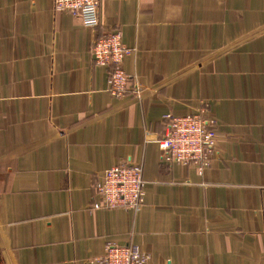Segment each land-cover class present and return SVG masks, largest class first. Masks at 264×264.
<instances>
[{"label": "crops", "instance_id": "crops-1", "mask_svg": "<svg viewBox=\"0 0 264 264\" xmlns=\"http://www.w3.org/2000/svg\"><path fill=\"white\" fill-rule=\"evenodd\" d=\"M100 26L54 0H0V264H264V0H101ZM122 29V71L153 91L116 99L90 66ZM204 108L208 166L163 164L166 116ZM144 168L140 210L94 209L104 173ZM93 211V212H90Z\"/></svg>", "mask_w": 264, "mask_h": 264}, {"label": "built area", "instance_id": "built-area-1", "mask_svg": "<svg viewBox=\"0 0 264 264\" xmlns=\"http://www.w3.org/2000/svg\"><path fill=\"white\" fill-rule=\"evenodd\" d=\"M101 0H54L56 10L74 15L76 22L96 29L100 26ZM130 54L125 44V34L118 30L98 37L92 48V60L87 63L110 76V92L116 99L126 96H141L153 89L138 78L125 74L121 66ZM228 124L213 116L204 108L190 106L185 116H166V133L159 140L163 164L209 165L218 135L214 125ZM240 131L235 126L228 127ZM147 180L145 170L138 165L122 164L111 167L104 173L98 187L100 201L94 209L140 210L144 206ZM93 212V211H90ZM150 256L132 246H109L104 258L105 264H147Z\"/></svg>", "mask_w": 264, "mask_h": 264}]
</instances>
